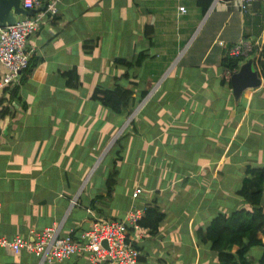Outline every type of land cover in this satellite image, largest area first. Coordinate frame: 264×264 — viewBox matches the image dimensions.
Listing matches in <instances>:
<instances>
[{
    "label": "crops",
    "instance_id": "obj_1",
    "mask_svg": "<svg viewBox=\"0 0 264 264\" xmlns=\"http://www.w3.org/2000/svg\"><path fill=\"white\" fill-rule=\"evenodd\" d=\"M202 1L62 0L42 19L25 44L35 66L0 120V237L54 225L78 235L95 219L123 220L133 203L155 205L164 219L155 235L142 231L137 264H219L199 231L241 207L246 168L264 166V82L236 104L221 61L238 40L264 35V0H211L204 13ZM154 83L156 108L144 105L132 124L95 99L132 88L134 110ZM116 135L125 142L113 148ZM0 264L48 263L0 248Z\"/></svg>",
    "mask_w": 264,
    "mask_h": 264
},
{
    "label": "built area",
    "instance_id": "obj_2",
    "mask_svg": "<svg viewBox=\"0 0 264 264\" xmlns=\"http://www.w3.org/2000/svg\"><path fill=\"white\" fill-rule=\"evenodd\" d=\"M62 0H21L24 9L44 7L42 13L32 17H22L10 26L0 27V65L6 73L0 77V91L4 105L9 108V92L19 88L23 72L27 69L30 54L25 48L26 39L37 32L42 19L52 21L57 15V5ZM250 0H242L241 9ZM180 12H185L183 7ZM264 49V35L257 41L240 39L227 50V56L247 58L251 54L257 56ZM231 73L227 76L230 80ZM154 92H150L137 107L139 110L148 102ZM142 190L136 188L131 197L137 199ZM75 200L71 201L74 205ZM146 207L137 208L131 204L123 220L95 219L90 228L76 235L73 230L63 235L61 225H54L41 232H29L28 238L16 236L12 239L0 237V248L11 255H19L25 251L35 256L40 263H60L75 255H87L88 264H137L139 251L136 248L143 238L138 222L143 218ZM1 211V205H0ZM105 243V244H104Z\"/></svg>",
    "mask_w": 264,
    "mask_h": 264
},
{
    "label": "trees",
    "instance_id": "obj_3",
    "mask_svg": "<svg viewBox=\"0 0 264 264\" xmlns=\"http://www.w3.org/2000/svg\"><path fill=\"white\" fill-rule=\"evenodd\" d=\"M202 13L210 5L211 0H203ZM244 58L225 56L221 61V66L229 73L236 72L239 63ZM127 66L134 65L135 62L121 61ZM35 64L29 61L27 69L23 72L20 83L29 76ZM255 67L264 82V49L255 56ZM133 83H130V85ZM230 87V81L228 82ZM132 88L122 89L116 86L107 91L96 90L95 99L102 102L113 114L128 115L130 104L133 102ZM6 91L2 90V94ZM18 87L9 92L8 102L10 107L4 105V100H0V120L8 118L13 113V104L16 102ZM147 94H140L142 100ZM133 121L131 122V124ZM119 137L115 144L120 142ZM245 179L237 196L243 201L241 207L233 210L229 214H219L215 216L205 231H199V235L204 242L209 243L211 250L217 253L219 264H252L248 260L247 253L251 248H260L262 254L258 264H264V166L260 168H246ZM113 175L108 182H113ZM164 219V212L157 206H147L143 218L138 222L142 230L148 231L150 235H155L158 231L160 222ZM138 245L136 246V248ZM235 248L234 252L231 250ZM138 249V248H137Z\"/></svg>",
    "mask_w": 264,
    "mask_h": 264
},
{
    "label": "water",
    "instance_id": "obj_4",
    "mask_svg": "<svg viewBox=\"0 0 264 264\" xmlns=\"http://www.w3.org/2000/svg\"><path fill=\"white\" fill-rule=\"evenodd\" d=\"M43 10V6L26 10L22 7L21 0H0V27L13 25L19 17H32ZM261 84L262 79L255 67V54H251L239 63L237 71L230 76V88L234 102L237 104L245 91L256 89Z\"/></svg>",
    "mask_w": 264,
    "mask_h": 264
},
{
    "label": "rangeland",
    "instance_id": "obj_5",
    "mask_svg": "<svg viewBox=\"0 0 264 264\" xmlns=\"http://www.w3.org/2000/svg\"><path fill=\"white\" fill-rule=\"evenodd\" d=\"M200 26H201V23L199 24V26H198V28H197V31L199 30V28H200ZM183 49H184V47H183ZM170 72V70H166L165 72H164V75L165 74H168ZM229 75V72H227V76ZM160 79H162V77L160 78ZM157 84H159V83H154V84H152L151 85V87H149V88H147L148 90H150L149 92H151V91H153L154 90V88L157 86ZM149 92H148V94H149ZM156 93H154L153 94V96L155 95ZM149 102H152V104H149ZM147 105H148V107H147V109H146V112H148V111H152V110H154L155 108H156V105H157V101H152V96L150 97V99L148 100V102L146 103ZM145 104V106H147ZM137 104L135 103V105L134 106H136ZM140 109V108H139ZM139 109L137 108V109H130V113L128 114L129 116H127L126 118H127V121H126V124H130V122H131V120L134 118V116L139 112ZM131 115V116H130ZM125 117V116H124ZM121 130V129H120ZM119 130V131H120ZM126 135V134H125ZM124 135V136H125ZM118 136L116 135L115 136V138H114V140H113V146L115 145V143H114V141H115V139L117 138ZM124 138V137H123ZM120 139V142L121 143H123V142H125V140L124 139ZM113 148H115V146L113 147ZM257 249H260V248H254V250H257Z\"/></svg>",
    "mask_w": 264,
    "mask_h": 264
}]
</instances>
